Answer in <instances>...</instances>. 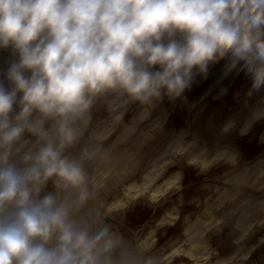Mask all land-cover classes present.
<instances>
[{
  "label": "clouds",
  "instance_id": "9594fccd",
  "mask_svg": "<svg viewBox=\"0 0 264 264\" xmlns=\"http://www.w3.org/2000/svg\"><path fill=\"white\" fill-rule=\"evenodd\" d=\"M0 51V264H137L85 211L76 125L99 96L179 97L222 60L264 90V0H0Z\"/></svg>",
  "mask_w": 264,
  "mask_h": 264
},
{
  "label": "rangeland",
  "instance_id": "374dc122",
  "mask_svg": "<svg viewBox=\"0 0 264 264\" xmlns=\"http://www.w3.org/2000/svg\"><path fill=\"white\" fill-rule=\"evenodd\" d=\"M10 58L8 51H0V68ZM224 63L198 77L179 97L165 95L145 104L119 93L99 96L76 125L77 140L68 154L82 158L95 177L85 211L103 217L138 260L143 259L137 264L149 260L152 264H264V216L244 219L245 208H241V204L264 202V115L250 124L247 121L251 111L264 108V90L252 89L243 71L225 78ZM143 111L146 119L134 134L149 138L132 148L134 134L132 140L119 136ZM106 119L115 122L102 138V129L96 126ZM25 139L30 147L35 137ZM194 140L199 143L198 153L205 145L217 149L205 161L207 166L198 161L191 169L189 150L185 155L184 149L172 152L170 144L183 146ZM116 148L118 152H113ZM219 151H227L235 161L213 158ZM158 158L160 172L145 180ZM242 173L246 180L240 199L228 195L220 200L234 186V176ZM132 184L139 188H131ZM44 191H55L51 181ZM243 221L245 228L240 226ZM196 233H203L206 243L193 256ZM140 250L143 256L137 253ZM208 252L212 257L203 259Z\"/></svg>",
  "mask_w": 264,
  "mask_h": 264
},
{
  "label": "bare ground",
  "instance_id": "6f19581e",
  "mask_svg": "<svg viewBox=\"0 0 264 264\" xmlns=\"http://www.w3.org/2000/svg\"><path fill=\"white\" fill-rule=\"evenodd\" d=\"M147 112H145V111H143V112H141V114H139V116L131 123V125H129L121 134H120V136H119V138H126V139H128V140H132V134H134L135 132L134 131H136L137 129H138V124H139V122L141 121V120H143V119H146V116H147V114H146ZM261 115H264V110H261V111H256V110H254L252 113H251V115H250V117L248 118V123H251L252 121H254L256 118H259V116H261ZM116 119V118H115ZM114 122H115V120H112V121H109V120H106L105 121V124L102 126V135L100 136V137H102V138H104V137H106L107 136V134L109 133V131H110V129L114 126ZM110 124V125H109ZM106 127H108V128H106ZM246 127H248V125L246 126ZM100 128H101V126H100ZM131 135V136H130ZM135 135V134H134ZM146 134H137V137H136V135H135V141H132V143H133V145L131 146L132 148H137L136 146H138V144L140 143V140L141 141H145V140H147L149 137H146L145 136ZM149 136V135H148ZM129 137V138H128ZM174 144V143H173ZM173 144H171V146H170V148H172V146H173ZM175 144H176V146H174L173 148H172V152L175 150V151H180V150H189L188 151V154L190 155V156H192L193 158H195V159H201V160H203L204 162L207 160V159H209L210 157H211V153H213V150H216L217 148H214V149H211V147H210V145H205V148H204V150L202 151V152H200V153H198V151H197V147L199 146V143L196 145V142L195 143H188V144H183V146H178L177 145V142H175ZM98 150L99 149H97L96 150V152H98ZM112 150V149H111ZM127 152H128V154H129V151L128 150H126ZM95 152V153H96ZM113 152H118V150H117V148L113 151ZM170 151H168V153H169ZM138 153V152H137ZM130 154H132V151H131V149H130ZM132 155H135V152L132 154ZM215 157H213V158H217V160H222V159H228V160H230L231 162H233V161H235V159H234V157L231 155V154H229L227 151H219V152H216V154L214 155ZM159 159L160 158H158L157 160H156V162L154 163V165H155V167L154 168H152V170L151 171H149L147 174H146V177H145V180H151L152 179V177L154 176V175H156V173H157V171H158V169H159V163H158V161H159ZM206 163V162H205ZM153 165V166H154ZM261 165H264V160L261 162ZM263 172H264V169H263ZM234 182H233V187L229 190L228 189V192L227 193H224L222 196H220L219 197V199L221 200V199H223V198H225L226 196H228V195H231V196H235L236 198H237V200H239L240 199V197H241V185H242V182H243V180H246L245 179V177H244V175H243V173L242 174H240V175H238V177H235L234 176ZM237 184H239V192L237 193L236 192V190H237ZM246 185V184H245ZM131 188H134V189H137V188H139V186L138 185H135V184H132L131 185ZM238 203L239 202H235V206L236 205H238ZM240 206V205H239ZM239 206H237V207H239ZM241 208L243 209V208H245L244 209V213H243V217H244V219H246L247 218V216L249 217V216H254V217H256V216H259V215H261V216H264V202L261 200V201H257V202H255V203H253V204H250V205H244V204H241ZM208 210L211 212V213H214L215 212V208H213V207H209L208 208ZM243 212V211H242ZM249 214V215H248ZM205 215V214H204ZM243 217H242V220H243ZM200 220L201 219H199L194 225H192V227L190 228V230H192V228H194V226L195 225H197V223H200ZM244 223H245V221H243V222H241L240 223V226L242 227V228H245V226H244ZM198 227V226H197ZM196 227V228H197ZM247 230L248 229H245V231L247 232ZM197 235L194 237V240H193V244H195L193 247H192V249L190 250L193 254L192 255H194V254H196L194 251H199L200 250V248L206 243V240H204V238L201 236L202 235V233H196ZM226 261L224 260V262L223 263H225Z\"/></svg>",
  "mask_w": 264,
  "mask_h": 264
}]
</instances>
